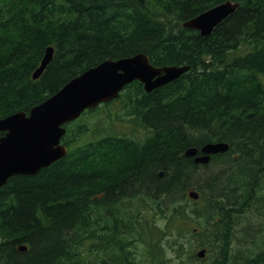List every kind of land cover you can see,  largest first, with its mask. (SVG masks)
<instances>
[{
	"label": "trees",
	"instance_id": "1",
	"mask_svg": "<svg viewBox=\"0 0 264 264\" xmlns=\"http://www.w3.org/2000/svg\"><path fill=\"white\" fill-rule=\"evenodd\" d=\"M222 1L0 0V117L27 112L70 78L108 58L142 52L155 66H190L150 92L135 80L115 99L130 104L126 114L147 123L153 139L143 148L125 135L105 133L88 139L92 131L87 123L81 122L75 132L79 118L62 138L68 147L63 157L33 175L15 174L7 180L0 188V264H135L134 245L143 241L142 214L151 209L150 196L162 198L155 199L160 208L166 198L173 200L184 184L189 185L198 168L192 157L182 154L185 147L224 140L229 149L212 156L236 152L246 158L248 151L238 148L241 138H253L264 129V0H231L239 6L208 35L182 26ZM49 45L53 56L32 79ZM206 128L219 135L229 133L233 142L228 136L199 144L186 141L190 131ZM83 133L88 140L80 142ZM263 150L260 139L253 140V166L264 161ZM124 158L132 160L130 182L145 190L143 212L133 219L121 208L134 195L119 178L129 176ZM228 161L225 172L233 175L210 177L212 184L225 180L227 194L209 200L212 209L203 207L221 225L225 245L235 211L234 203L225 202L237 198L232 188L246 165ZM247 178L240 183L239 195H244ZM176 208V214L187 216L181 205ZM166 219L168 223L170 215ZM146 244L153 264L161 254L152 241ZM223 250L218 257L227 255L225 246ZM252 259L248 264L262 263L259 256Z\"/></svg>",
	"mask_w": 264,
	"mask_h": 264
},
{
	"label": "rangeland",
	"instance_id": "2",
	"mask_svg": "<svg viewBox=\"0 0 264 264\" xmlns=\"http://www.w3.org/2000/svg\"><path fill=\"white\" fill-rule=\"evenodd\" d=\"M262 81L264 84V79H262ZM129 105V103L118 100L110 102L108 108L100 107L101 109L98 108L99 110L97 109V111L92 112L90 115H85L80 118V121L76 125L75 132H77L79 124L85 122L89 125L90 131H92L90 135H87L88 139L100 137L105 133L125 135L130 139H133L136 144L143 148L147 141L153 139V137L150 138L152 134L149 133L147 123H141L140 120L135 119L132 115L126 114L129 110ZM71 125L73 127V123ZM186 132L189 133L187 130ZM190 134L191 137L188 136V140L186 141L191 144H199L205 140L218 137H229V133L227 132L219 135L209 132L207 128L199 133H193L190 131ZM78 139H81L80 142L88 140L84 138V133ZM229 139L233 142L232 137H229ZM257 139H260V143L264 144V129H262V133H259L258 135L256 131L253 138H241L238 148L240 150L246 149L248 151L245 159L236 152L231 154L228 152L221 157L212 156L207 165L196 164L198 165V168L191 173V179L188 180L189 185L187 187H185L184 184L182 189L175 193L173 200L166 198L162 202L160 208H158L159 204L158 207L155 205V199L157 198L162 201V198L158 197L156 193L151 195L150 200H148V202L146 201L151 209L149 213L144 212L143 214L142 212L145 202L141 195V191H145L144 187H141L140 183H138V186H133L130 182L133 170L132 160L128 158L123 159L125 173L129 176L126 180L121 177L119 178L122 181L124 180V183H127L130 190L134 191V195L126 198L122 203L121 208L126 212V215L132 219L134 216H141V214L146 216L145 223L141 225L144 232L141 233L143 236H140V238H143V241H137L134 245L135 264H152L151 261L148 260L149 257H147V254L149 253L147 251L146 243L149 241H152L155 248L158 249L159 254H161V256L156 257L153 264L250 263L249 260L252 257V254L261 251L262 248H264V187L259 191L255 190L254 196L258 199H255L252 205L245 207L244 212L238 211L234 213L232 229H230V232L227 234L226 245L225 240L222 238V235H220L223 231L221 225H217L215 223L216 218L213 217L214 214L204 211L203 207L208 206L212 209V206L208 203L209 200L218 194L221 195L222 193L227 192L228 186L225 184V180H222L221 182L215 181V184H212L210 177H214L212 179H217L219 173L220 177L229 176V174L225 172V167L229 164V159L233 161L239 160L238 164H241V166L246 163V165H244V172L240 173L237 177L239 183L236 184V187L232 188V190L235 191L234 194L239 192L240 183L248 174L249 169L253 170L251 171L253 178L248 180V185L254 183L255 176L259 171H254L255 168H253L252 165L251 144L253 140ZM112 151L113 149L110 148L107 151L106 156ZM112 166L115 167L116 164L112 163ZM207 166L209 167V170L201 168L206 167L207 169ZM157 174L158 176H162L163 172L161 175H159V172ZM98 179L100 180L99 177ZM248 185H246L244 195L249 193V188L247 189ZM190 187L196 189L194 191L197 193V199L188 196L187 189H191ZM231 196L234 198L233 193ZM220 199H222V195L220 196ZM177 205H181L188 212L187 216L176 214L178 211L176 208ZM126 208L128 210H125ZM134 212L137 214H133ZM172 214L178 216L174 215L173 219ZM169 215L170 221L167 223L166 217ZM136 236L137 232L132 233V238H136ZM224 246L226 247L225 252H227V256L226 259H221V256L218 257V255H220V251L224 252ZM204 247L206 250H204L203 256L201 258L197 257V251ZM261 262V264H264V258H262Z\"/></svg>",
	"mask_w": 264,
	"mask_h": 264
},
{
	"label": "water",
	"instance_id": "3",
	"mask_svg": "<svg viewBox=\"0 0 264 264\" xmlns=\"http://www.w3.org/2000/svg\"><path fill=\"white\" fill-rule=\"evenodd\" d=\"M234 4H225L197 15L184 23L196 27L202 34L209 33L227 14ZM49 57L45 52L40 66L34 71L38 77ZM184 67H154L144 53L131 59H107L95 67L88 68L69 80L48 100L29 109V113L16 112L0 118V186L16 173H32L39 168L38 162L49 157L53 146L64 133L61 125L79 116L84 109L94 107L116 97L123 86L134 79L144 83L150 91L182 74ZM226 148V144L206 145L202 150L210 152ZM193 150L187 149L190 154ZM195 160H203L201 157ZM193 198L195 191H189ZM200 251L198 255H202Z\"/></svg>",
	"mask_w": 264,
	"mask_h": 264
},
{
	"label": "bare ground",
	"instance_id": "4",
	"mask_svg": "<svg viewBox=\"0 0 264 264\" xmlns=\"http://www.w3.org/2000/svg\"><path fill=\"white\" fill-rule=\"evenodd\" d=\"M225 4H234L235 5V7L233 8V10L232 11H230L228 14H227V16L226 17H228L231 13H233L236 9H237V7L239 6V3L238 2H236V1H231V0H225V1H222V2H220V3H218V4H216V5H214V6H212V7H210L209 9H213V8H218V7H221L222 5H225ZM226 17H224L221 21H223ZM220 21V22H221ZM219 22V23H220ZM218 23V24H219ZM217 24V25H218ZM182 26H184V27H186V28H191V29H195V30H197L199 33H200V35H208V34H210L211 32H212V30L214 29V27L211 29V31L209 32V33H206V34H202L201 32H200V30L198 29V28H196V27H191V26H185L184 25V23H182ZM45 52L47 53V56L49 57V61H50V59L52 58V56H53V52H54V48H53V46L52 45H49V46H47L46 48H45V51H44V54H45ZM44 54H43V56H42V58H41V60L43 59V57H44ZM133 56H135V55H130V56H126V57H119V58H116V59H119V60H125V59H131V58H133ZM108 59H112V58H108ZM41 60H40V62H39V64H38V66L34 69V71L40 66V64H41ZM49 61L47 62V64L49 63ZM47 64L45 65V67L43 68V70L41 71V73L39 74V76L42 74V72L44 71V69L46 68V66H47ZM97 65V64H96ZM184 66H188V69H189V65H164L163 67H184ZM187 69V70H188ZM187 70H185V71H187ZM34 71L32 72V74H31V78L32 79H37L38 77H36V78H34V75H33V73H34ZM184 71V72H185ZM183 72V73H184ZM182 73V74H183ZM181 75V74H180ZM179 75V76H180ZM65 85V84H64ZM158 87H160V86H157V87H154L153 89H155V88H158ZM144 89V88H143ZM153 89H151L150 91H152ZM60 89H58L56 92H54L52 95H50V96H48L46 99H44L43 101H45V100H48L49 98H51L53 95H55L58 91H59ZM145 90V89H144ZM146 92H150V91H147V90H145ZM19 112H22V111H19ZM24 112V111H23ZM26 113V112H25ZM12 114H14V113H11V114H8V116L9 115H12ZM219 145V144H226V148H224V149H219V150H216V151H210V152H207V151H204V150H202V148L204 147V146H206V145ZM53 149L54 150H52L50 153V155H49V157L47 158V159H45V160H43V161H41V162H38V165H39V168L36 170V171H34V172H32V173H16V174H23V175H33V174H35V173H37L41 168H44V167H47V166H49L50 164H52L54 161H56V160H58V159H60L61 157H63L66 153H67V151H68V147H67V145L63 142V141H61V140H59L54 146H53ZM191 149L193 150L190 154H188L189 156H199V157H201L202 159H203V162L201 163V164H207L209 161H210V158H211V156L212 155H215V154H218V153H223V152H226L228 149H229V143L227 142V141H224V140H219V141H208V142H205V143H203L202 145H200L199 147H197V146H191ZM162 174V172L161 171H159V175H161ZM13 175H15V174H13ZM13 175H11V176H13ZM10 176V177H11ZM10 177H8L7 178V180L10 178ZM7 180L5 181V183L7 182ZM4 183V184H5ZM4 184H2L1 186H0V188L4 185ZM197 199V198H196ZM19 249L20 250H26V246H19ZM204 250H205V248H201V249H199L198 251H197V253H196V255H197V257H199V258H201L202 256H203V254H204ZM200 251H203L202 252V255H198V253L200 252Z\"/></svg>",
	"mask_w": 264,
	"mask_h": 264
},
{
	"label": "flooded vegetation",
	"instance_id": "5",
	"mask_svg": "<svg viewBox=\"0 0 264 264\" xmlns=\"http://www.w3.org/2000/svg\"><path fill=\"white\" fill-rule=\"evenodd\" d=\"M255 159L256 158L254 156V160ZM254 167H255L254 171H259V173L255 176L254 183L252 185L248 186L250 193H248V194L246 193V195L242 196V195H239V192H237V198H235L234 201H226L225 202V205H228V203L229 204H232V203L235 204V206L233 207L235 209V211L233 209L231 210V211H234L233 213H236L238 211L244 212L245 207H247L249 205H252L254 203L253 201L255 199H258L257 197L254 196L255 190L259 191L261 188L264 187V161L262 160L261 163L256 164ZM251 171H253V170L250 169L248 174L245 177L253 178V175L251 174ZM230 175H233L232 172H230L229 176ZM250 178H247V184H248V180ZM259 185H261V187ZM256 188H258V189H256ZM239 191H241V190H239ZM231 227H230V229H232ZM225 234H228V233H225ZM205 250H206V248H205ZM257 256H259L261 258H264V248H262L261 251H257L256 253L252 254L251 258L257 257ZM252 260L253 259H251L250 261H252ZM254 264H256V263H254Z\"/></svg>",
	"mask_w": 264,
	"mask_h": 264
}]
</instances>
